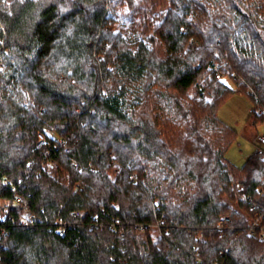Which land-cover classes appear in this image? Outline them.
<instances>
[{"label": "trees", "instance_id": "trees-1", "mask_svg": "<svg viewBox=\"0 0 264 264\" xmlns=\"http://www.w3.org/2000/svg\"><path fill=\"white\" fill-rule=\"evenodd\" d=\"M241 91L264 122V0L0 1V202L36 217L0 264H264V154L233 164L218 117Z\"/></svg>", "mask_w": 264, "mask_h": 264}, {"label": "rangeland", "instance_id": "rangeland-1", "mask_svg": "<svg viewBox=\"0 0 264 264\" xmlns=\"http://www.w3.org/2000/svg\"><path fill=\"white\" fill-rule=\"evenodd\" d=\"M1 1L3 3L6 0ZM195 93L194 88L192 94ZM252 108L254 102L251 97L241 91L229 97L218 110V117L238 131V136L227 150L226 156L233 164L240 167L261 145L257 140L258 135L264 134V122L255 124L251 115Z\"/></svg>", "mask_w": 264, "mask_h": 264}, {"label": "built area", "instance_id": "built-area-1", "mask_svg": "<svg viewBox=\"0 0 264 264\" xmlns=\"http://www.w3.org/2000/svg\"><path fill=\"white\" fill-rule=\"evenodd\" d=\"M220 76V75H218ZM253 111V108H252ZM258 112H261V109L258 110ZM41 142L39 145H41L43 142H45V136L43 134H40ZM258 142L261 144L257 149L256 152L260 154H264V134H260L257 137ZM2 205L0 202V238L6 234L7 230L5 227H2V225L6 222V218L13 219V217L10 214L11 209L18 210L21 214V224L25 226H33L36 223V217L34 214L30 212L28 202L26 199L21 195H15L8 203L7 206H5V209L2 211ZM6 213V214H4ZM77 215L81 216L82 213L78 212ZM232 222L233 218L229 215H223L217 228L220 231L226 230V229H232ZM64 220L62 217H59L57 220V224L61 225L63 227ZM116 223H112L111 227H115ZM97 226H100L97 224ZM102 226V225H101ZM161 221L155 223V224H143L138 223L136 224V228L145 229V228H157L161 232ZM250 234H257L260 239L264 240V227L259 225L256 221H254L249 227H247ZM199 264L201 262L199 261Z\"/></svg>", "mask_w": 264, "mask_h": 264}, {"label": "bare ground", "instance_id": "bare-ground-1", "mask_svg": "<svg viewBox=\"0 0 264 264\" xmlns=\"http://www.w3.org/2000/svg\"><path fill=\"white\" fill-rule=\"evenodd\" d=\"M1 1V0H0ZM2 2V1H1ZM4 2V1H3Z\"/></svg>", "mask_w": 264, "mask_h": 264}, {"label": "crops", "instance_id": "crops-1", "mask_svg": "<svg viewBox=\"0 0 264 264\" xmlns=\"http://www.w3.org/2000/svg\"><path fill=\"white\" fill-rule=\"evenodd\" d=\"M255 152H256V150H255Z\"/></svg>", "mask_w": 264, "mask_h": 264}]
</instances>
